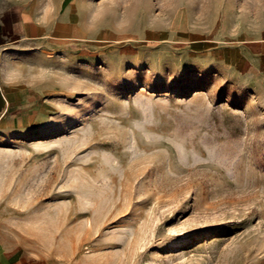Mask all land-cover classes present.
<instances>
[{"label":"rangeland","instance_id":"obj_1","mask_svg":"<svg viewBox=\"0 0 264 264\" xmlns=\"http://www.w3.org/2000/svg\"><path fill=\"white\" fill-rule=\"evenodd\" d=\"M17 6L0 264H264V0Z\"/></svg>","mask_w":264,"mask_h":264},{"label":"crops","instance_id":"obj_2","mask_svg":"<svg viewBox=\"0 0 264 264\" xmlns=\"http://www.w3.org/2000/svg\"><path fill=\"white\" fill-rule=\"evenodd\" d=\"M2 0H0V5ZM5 9H0V34L2 33V29H8L11 27H15L17 23V0H5Z\"/></svg>","mask_w":264,"mask_h":264}]
</instances>
